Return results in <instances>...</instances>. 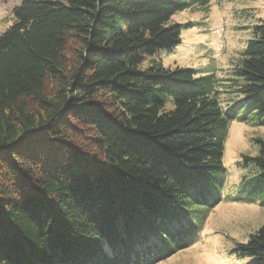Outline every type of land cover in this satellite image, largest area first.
Instances as JSON below:
<instances>
[{
	"label": "trees",
	"instance_id": "trees-1",
	"mask_svg": "<svg viewBox=\"0 0 264 264\" xmlns=\"http://www.w3.org/2000/svg\"><path fill=\"white\" fill-rule=\"evenodd\" d=\"M208 0H21L0 33V264H155L187 247L232 119L213 76L142 55ZM264 125V19L234 67ZM162 96H157L156 94ZM264 205V136L255 139ZM234 251L264 264V222Z\"/></svg>",
	"mask_w": 264,
	"mask_h": 264
},
{
	"label": "rangeland",
	"instance_id": "rangeland-1",
	"mask_svg": "<svg viewBox=\"0 0 264 264\" xmlns=\"http://www.w3.org/2000/svg\"><path fill=\"white\" fill-rule=\"evenodd\" d=\"M21 0H0V33L13 22L12 9ZM264 19V0H208L173 13L168 22L182 25L180 42L170 50L142 55L137 69L152 59L168 69H191L194 77L211 75L223 112L231 113L223 142L221 173L203 182L192 194L187 218L196 229L190 244L155 264H250L254 258L234 249L264 222L262 194L255 195L261 172L253 161L255 139L264 136L255 111L239 103L234 67L239 63L251 28ZM162 96L161 94H156Z\"/></svg>",
	"mask_w": 264,
	"mask_h": 264
}]
</instances>
